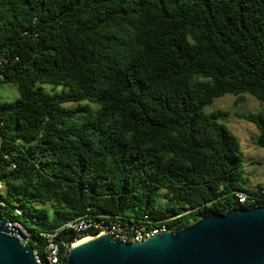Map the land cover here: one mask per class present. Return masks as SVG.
<instances>
[{"label":"trees","instance_id":"obj_1","mask_svg":"<svg viewBox=\"0 0 264 264\" xmlns=\"http://www.w3.org/2000/svg\"><path fill=\"white\" fill-rule=\"evenodd\" d=\"M5 84L0 217L31 245L78 217L174 230L264 206L228 113L205 112L264 102V0H0ZM235 117L264 149V111Z\"/></svg>","mask_w":264,"mask_h":264},{"label":"water","instance_id":"obj_2","mask_svg":"<svg viewBox=\"0 0 264 264\" xmlns=\"http://www.w3.org/2000/svg\"><path fill=\"white\" fill-rule=\"evenodd\" d=\"M0 264H37L31 243L1 217ZM65 264H264V206L203 216L138 243L101 234L71 247Z\"/></svg>","mask_w":264,"mask_h":264},{"label":"rangeland","instance_id":"obj_3","mask_svg":"<svg viewBox=\"0 0 264 264\" xmlns=\"http://www.w3.org/2000/svg\"><path fill=\"white\" fill-rule=\"evenodd\" d=\"M48 89L50 86L47 87ZM242 98V100H238ZM239 97L226 95L214 100L212 105L205 108L206 113L222 111L228 113L227 117L220 120L227 129L238 139L243 153L242 168L244 179L249 188L254 189L257 185H264V149L259 148L255 143L258 135L256 127L249 122L239 120L236 113L256 114L264 111V102L256 100L254 97L243 94ZM18 98V92L13 85H3L0 87V104L13 102ZM0 193L1 190H0ZM25 227V221L20 220ZM17 226L23 235L28 239L29 233Z\"/></svg>","mask_w":264,"mask_h":264},{"label":"built area","instance_id":"obj_4","mask_svg":"<svg viewBox=\"0 0 264 264\" xmlns=\"http://www.w3.org/2000/svg\"><path fill=\"white\" fill-rule=\"evenodd\" d=\"M2 187L3 183L0 182V190ZM237 200L240 204L247 203V197L242 193L237 194ZM12 224L14 223L9 222V226H15ZM64 229L72 230L75 233L76 238L71 241L67 239H59L60 233ZM165 231H168L165 225L156 227L142 226L140 228H127L120 226L117 221H106L102 219L92 220L86 217H78L76 220L71 221L58 229L40 233L43 245L39 246L36 242H33V254L37 264H65L71 247H74L85 238L90 239L107 233L113 236L116 240H120L125 243H138ZM27 241H29V236ZM29 242L32 243V241Z\"/></svg>","mask_w":264,"mask_h":264},{"label":"bare ground","instance_id":"obj_5","mask_svg":"<svg viewBox=\"0 0 264 264\" xmlns=\"http://www.w3.org/2000/svg\"><path fill=\"white\" fill-rule=\"evenodd\" d=\"M87 239L85 238V239H83V240H81L79 243H82V242H84V241H86Z\"/></svg>","mask_w":264,"mask_h":264}]
</instances>
